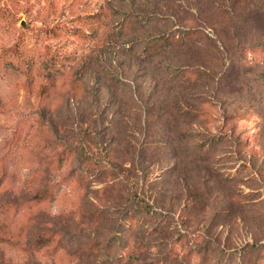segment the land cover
Masks as SVG:
<instances>
[{
  "label": "rangeland",
  "instance_id": "obj_1",
  "mask_svg": "<svg viewBox=\"0 0 264 264\" xmlns=\"http://www.w3.org/2000/svg\"><path fill=\"white\" fill-rule=\"evenodd\" d=\"M108 263L264 264V0H0V264Z\"/></svg>",
  "mask_w": 264,
  "mask_h": 264
},
{
  "label": "trees",
  "instance_id": "obj_2",
  "mask_svg": "<svg viewBox=\"0 0 264 264\" xmlns=\"http://www.w3.org/2000/svg\"><path fill=\"white\" fill-rule=\"evenodd\" d=\"M92 16H95V15H92ZM104 24L105 23L101 21V23L96 28L92 29L89 32V34L91 35L92 38L96 37L98 29L101 28ZM197 32L198 31H196L195 29L194 30L193 29L192 30L191 29L186 30L185 32L182 33L180 38L178 36H177V38H176V36L169 37V35H167V36L161 35L160 37H155V39L147 42V44L144 48V53H146L147 56L155 55V54L159 53L160 51H163L162 49L164 47H167L168 45H170L173 41H175V40L178 42L179 41L180 42L186 41L190 37L194 36L195 33H197ZM44 195H45V192L37 193L35 197H38L39 199H43ZM129 220L130 221H128L127 224H124L125 226L122 229L123 232H125V233H131L137 229L136 224L134 223V221H132V217ZM54 239H55L54 236H50L49 238H46V241H52ZM120 240L121 239L118 238V242ZM44 241H45V239L42 236H39L37 239H35L37 246L44 244L43 243ZM130 241H131L130 237L127 238L126 245H125L127 249L129 247L128 243ZM105 247H106V249L111 248V247H107V245H105Z\"/></svg>",
  "mask_w": 264,
  "mask_h": 264
}]
</instances>
